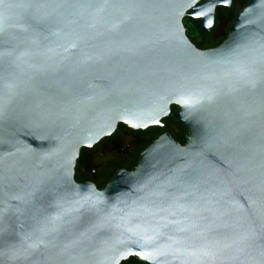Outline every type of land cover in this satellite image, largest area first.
Wrapping results in <instances>:
<instances>
[{
    "label": "water",
    "instance_id": "obj_1",
    "mask_svg": "<svg viewBox=\"0 0 264 264\" xmlns=\"http://www.w3.org/2000/svg\"><path fill=\"white\" fill-rule=\"evenodd\" d=\"M201 1L0 0V264H264V0L210 52L184 18L231 0ZM169 116L183 144L76 182L82 149Z\"/></svg>",
    "mask_w": 264,
    "mask_h": 264
},
{
    "label": "flooded vegetation",
    "instance_id": "obj_2",
    "mask_svg": "<svg viewBox=\"0 0 264 264\" xmlns=\"http://www.w3.org/2000/svg\"><path fill=\"white\" fill-rule=\"evenodd\" d=\"M208 1H201L198 6L204 5ZM249 3L250 0H231L229 7L217 5L212 18H210L209 12L199 15L201 26L192 22L190 14H188L183 21L188 39L199 51L219 50L230 38L238 15ZM173 108L175 107H172V113H175L176 108L175 111ZM162 124L163 127H154L164 131L155 140L152 139L154 137L149 131L153 128L132 131L119 124L112 135L104 137L91 148L81 150L75 167L76 182L79 184L91 183L98 189H103L120 171L129 172L136 168L140 156L158 138L169 134L174 139L173 134L184 131L171 116L163 119Z\"/></svg>",
    "mask_w": 264,
    "mask_h": 264
},
{
    "label": "trees",
    "instance_id": "obj_3",
    "mask_svg": "<svg viewBox=\"0 0 264 264\" xmlns=\"http://www.w3.org/2000/svg\"><path fill=\"white\" fill-rule=\"evenodd\" d=\"M173 111H175V108H173ZM149 131H150L151 135L154 137V138H152L153 140H155L156 137H158V136H160L161 134L164 133V131L161 130L160 128H153V129H151V130H149ZM173 136H174V139H175L177 142L182 143L183 138H184V136H185V132L182 131V132H180L179 134H173ZM122 264H142V263H140V262H138L137 260H135V258H131V259H129L128 261H126V262H124V263H122Z\"/></svg>",
    "mask_w": 264,
    "mask_h": 264
}]
</instances>
